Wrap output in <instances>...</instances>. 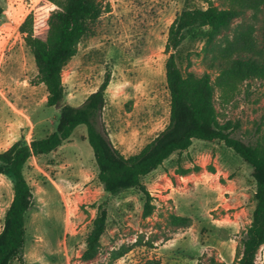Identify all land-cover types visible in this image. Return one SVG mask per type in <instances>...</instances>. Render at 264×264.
<instances>
[{
    "label": "rangeland",
    "instance_id": "rangeland-1",
    "mask_svg": "<svg viewBox=\"0 0 264 264\" xmlns=\"http://www.w3.org/2000/svg\"><path fill=\"white\" fill-rule=\"evenodd\" d=\"M104 1L109 8L89 22L76 54L62 69L64 101L80 105L108 74L97 126L128 156L168 124L165 44L185 0ZM49 10L45 0H0V151L56 128L58 108L46 104L45 86L34 84V57L18 31L30 12L42 29ZM207 29L186 33L176 52L179 66L209 74L218 121L238 124L232 135L254 142L257 129L264 127V78L247 79L230 94L214 83L229 41L244 44L242 58L264 61V5L241 11L212 37ZM23 173L33 193L25 216L24 264H142L151 257L162 264H231L255 203L251 166L217 141L193 140L187 150L143 177L154 205L147 217L139 189L115 195L104 190L84 124L55 150L30 157ZM12 195L11 176L0 173V229ZM102 202L106 227L95 255L84 258L86 237ZM118 250L127 252L113 259ZM11 264L21 263L15 259ZM254 264H264V244Z\"/></svg>",
    "mask_w": 264,
    "mask_h": 264
},
{
    "label": "trees",
    "instance_id": "trees-1",
    "mask_svg": "<svg viewBox=\"0 0 264 264\" xmlns=\"http://www.w3.org/2000/svg\"><path fill=\"white\" fill-rule=\"evenodd\" d=\"M194 1L185 0L184 8L167 31L165 79L170 97L168 124L139 151L128 156H124L97 126L105 103L108 74L80 105L73 106L64 101L62 69L76 54L80 40L88 32L89 22L97 18L101 11L107 10L109 3L104 0H45L50 10L42 29L36 27L32 12L22 20L18 31L34 57L36 75L33 82L45 86L46 104L58 108V120L56 128L44 137L34 138L29 143L17 140L0 151V173L11 176L13 190L0 229V264H11L15 259L24 264L25 216L33 200L31 186L23 173L25 163L32 156L55 150L69 139L79 124L86 126V138L93 150L97 177L104 190L115 195L129 188L139 189L144 196V217L153 212L154 205L142 179L172 154L187 150L196 139L221 142L231 149L251 166L255 182L251 222L231 264H254L258 250L264 244V127L257 129L260 134L254 142H245L233 136L238 124L218 121L212 103L213 82L209 74L183 71L176 52L187 32L208 27L205 32L212 37L241 11L255 10L264 5V0H222V5H215L214 0H197L204 6H193ZM243 45L239 39L232 40L222 51L214 85L225 94L234 93L247 79L264 78V61L242 58ZM105 204L102 202L97 207L92 228L86 237L84 258L93 257L99 247L106 227ZM174 218L185 223L188 221L186 216L175 215ZM148 246L152 245L148 243ZM125 252L127 250H118L112 258L117 259ZM142 264L162 263L157 257H151ZM217 264L227 263L221 261Z\"/></svg>",
    "mask_w": 264,
    "mask_h": 264
}]
</instances>
